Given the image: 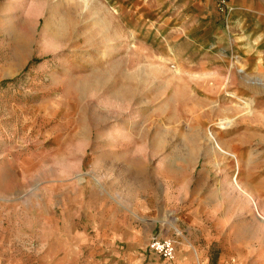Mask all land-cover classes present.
I'll use <instances>...</instances> for the list:
<instances>
[{
  "label": "rangeland",
  "instance_id": "rangeland-1",
  "mask_svg": "<svg viewBox=\"0 0 264 264\" xmlns=\"http://www.w3.org/2000/svg\"><path fill=\"white\" fill-rule=\"evenodd\" d=\"M210 5L219 10L216 0H0V140L47 152L34 155L21 201L39 202L41 189L54 203L70 183L118 205L141 194L160 208L148 220L179 234L196 208L223 256L209 264H264L250 194L264 193V54L236 48Z\"/></svg>",
  "mask_w": 264,
  "mask_h": 264
},
{
  "label": "crops",
  "instance_id": "crops-1",
  "mask_svg": "<svg viewBox=\"0 0 264 264\" xmlns=\"http://www.w3.org/2000/svg\"><path fill=\"white\" fill-rule=\"evenodd\" d=\"M210 6L223 36H228L236 48L264 54V0H228V12ZM31 145L0 140V264H17V256L39 258L42 264H209L210 259L223 257L218 255L219 241L211 237L202 211L196 208L181 216L176 225L182 229L179 234L171 223L148 220L159 215L160 208L146 205L141 194L118 205L111 194L103 196L93 188L79 189L70 183L65 189L61 187L54 203L47 202L41 189L39 202L21 201L31 178L34 155H47L42 150L33 152ZM57 148L59 163L63 164L62 148L58 144ZM250 194L264 221V193L254 190ZM33 211H39L38 215ZM252 215L250 225L254 227L249 235L254 238L258 220L255 212ZM258 222L263 225L264 239V222ZM153 238L173 241L172 261L147 251ZM19 245L21 250H17Z\"/></svg>",
  "mask_w": 264,
  "mask_h": 264
},
{
  "label": "built area",
  "instance_id": "built-area-1",
  "mask_svg": "<svg viewBox=\"0 0 264 264\" xmlns=\"http://www.w3.org/2000/svg\"><path fill=\"white\" fill-rule=\"evenodd\" d=\"M228 0H216L219 10H226ZM149 253L158 256L163 261H172L175 256V245L171 239L153 238L147 245Z\"/></svg>",
  "mask_w": 264,
  "mask_h": 264
},
{
  "label": "bare ground",
  "instance_id": "bare-ground-1",
  "mask_svg": "<svg viewBox=\"0 0 264 264\" xmlns=\"http://www.w3.org/2000/svg\"><path fill=\"white\" fill-rule=\"evenodd\" d=\"M243 106L245 107V109H247V111H246V113H247V115L251 112V105L250 104H246V103H243ZM231 123V121H228L227 123H225V124H222L221 126H228L229 124ZM210 137V140H212V142H214V140H213V138H212V136L210 135L209 136ZM216 145L214 144V147H215ZM235 185V188L236 189H238L240 192H242L241 190H240V187L238 186V184H237V182L234 184L233 183V186ZM235 189V190H236ZM245 194V193H244ZM246 195V194H245ZM247 197H249L248 195H246ZM250 199V198H249ZM251 200V202H252V207H253V209H254V207H256L255 206V202H253L252 201V199H250Z\"/></svg>",
  "mask_w": 264,
  "mask_h": 264
}]
</instances>
